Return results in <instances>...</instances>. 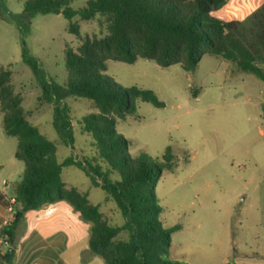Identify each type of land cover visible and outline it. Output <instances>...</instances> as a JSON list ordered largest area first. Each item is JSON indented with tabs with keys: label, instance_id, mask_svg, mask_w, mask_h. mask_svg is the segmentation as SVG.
<instances>
[{
	"label": "rangeland",
	"instance_id": "obj_1",
	"mask_svg": "<svg viewBox=\"0 0 264 264\" xmlns=\"http://www.w3.org/2000/svg\"><path fill=\"white\" fill-rule=\"evenodd\" d=\"M86 1L66 0V4L78 10ZM22 4L23 0H0V69L11 71L10 82L22 96L26 119L55 143L58 161L73 154L105 169L95 155L91 135L78 123L83 115L95 111L93 102L66 98L72 121L71 148L56 132L52 104L42 99L31 68L22 60L21 48L23 43L48 80L62 85L67 79L65 45L76 49L85 36L105 35L106 23L99 14L89 20L76 14L68 20L62 13H38L25 20ZM212 14L221 19H246L237 16L232 2ZM69 21L78 24V33L68 30ZM258 65L264 69V56ZM106 66L103 73L121 86L151 89L164 103L156 107L137 100L135 113L117 119L115 127L128 140L132 157L160 161L167 146L175 156L172 169H164L155 186L162 226L180 225L171 232L167 257L188 264H264L258 188L264 176V136L259 133L264 129V82L211 54H204L190 70L179 64L161 67L143 58L133 63L109 59ZM2 115L0 110V156H14L18 139L4 133ZM14 164L24 168L19 159ZM61 177L66 187L85 191L91 204H100L108 223H123L115 203L103 200L104 191L81 168L64 165ZM110 177L118 179L119 173L114 170ZM125 234L121 231L116 239Z\"/></svg>",
	"mask_w": 264,
	"mask_h": 264
},
{
	"label": "trees",
	"instance_id": "obj_2",
	"mask_svg": "<svg viewBox=\"0 0 264 264\" xmlns=\"http://www.w3.org/2000/svg\"><path fill=\"white\" fill-rule=\"evenodd\" d=\"M224 4L225 0H87L76 10L66 0H23L21 15L25 20L38 13H62L68 20L76 14L84 20L99 14L106 23L105 35L85 36L76 49L65 45L67 79L62 85L48 80L23 43L21 48L22 60L31 68L42 99L52 104L56 132L71 148L72 121L66 98L83 97L93 102L95 111L83 115L78 123L91 135L95 155L105 163V169L73 154L58 161L55 143L26 119L22 96L14 92L10 82L11 71L1 68L3 131L17 137L14 156L24 163L14 188L11 218L1 226L0 237L5 238L8 248L13 247L18 224L27 210L62 200L89 222V251L105 264H188L167 257L171 232L180 225L162 226L161 206L155 195L158 178L164 169H172L175 156L167 146L160 161L132 157L128 140L115 127L117 119L135 113L137 100L156 107L164 103L151 89L121 86L103 72L109 59L133 63L138 58L161 67L179 64L190 70L204 54H211L264 82V69L258 65L264 56V3L244 21L212 14ZM16 22L21 24L19 19ZM68 30L78 33V24L69 21ZM64 165L81 168L92 184L104 191L103 200L115 203L123 223H108L102 218L100 204L88 201L87 192L66 187L61 177ZM114 170L118 179L110 177ZM121 231L126 233L124 238L116 239ZM4 257L9 258L8 249Z\"/></svg>",
	"mask_w": 264,
	"mask_h": 264
},
{
	"label": "crops",
	"instance_id": "obj_3",
	"mask_svg": "<svg viewBox=\"0 0 264 264\" xmlns=\"http://www.w3.org/2000/svg\"><path fill=\"white\" fill-rule=\"evenodd\" d=\"M229 2L233 3L237 16L247 18L264 0H225L223 7ZM259 133L264 136V129L260 128ZM14 159L15 156H0V230L11 218L7 199L14 197L23 171L15 168ZM258 188L264 222V176ZM88 238L89 226L62 200L29 209L18 224L9 258L4 257L9 245L0 237V243H6V249L0 252V264H105L100 256L90 253Z\"/></svg>",
	"mask_w": 264,
	"mask_h": 264
},
{
	"label": "built area",
	"instance_id": "obj_4",
	"mask_svg": "<svg viewBox=\"0 0 264 264\" xmlns=\"http://www.w3.org/2000/svg\"><path fill=\"white\" fill-rule=\"evenodd\" d=\"M7 202H8L7 203V210H8V212L10 214H12L15 198L13 196L12 197H8ZM49 211H50V209H49ZM5 249H6V243L5 242H1L0 243V252H2Z\"/></svg>",
	"mask_w": 264,
	"mask_h": 264
},
{
	"label": "water",
	"instance_id": "obj_5",
	"mask_svg": "<svg viewBox=\"0 0 264 264\" xmlns=\"http://www.w3.org/2000/svg\"><path fill=\"white\" fill-rule=\"evenodd\" d=\"M0 233H2V230H0ZM9 254L11 255L13 253V247L8 248Z\"/></svg>",
	"mask_w": 264,
	"mask_h": 264
}]
</instances>
